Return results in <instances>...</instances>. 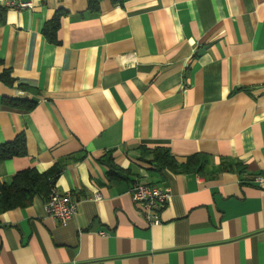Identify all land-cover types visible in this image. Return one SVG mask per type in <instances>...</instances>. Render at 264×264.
<instances>
[{"label": "crops", "instance_id": "0c3cea01", "mask_svg": "<svg viewBox=\"0 0 264 264\" xmlns=\"http://www.w3.org/2000/svg\"><path fill=\"white\" fill-rule=\"evenodd\" d=\"M31 1H0V73L13 79L0 81V143L23 132L26 145L0 160V183L58 163L53 184L76 209L62 225L35 195L1 213L0 264H264V185L251 183L264 174V0ZM56 11L53 43L42 28ZM139 146L206 164L156 173ZM134 182L169 188L159 224Z\"/></svg>", "mask_w": 264, "mask_h": 264}, {"label": "trees", "instance_id": "16d2710c", "mask_svg": "<svg viewBox=\"0 0 264 264\" xmlns=\"http://www.w3.org/2000/svg\"><path fill=\"white\" fill-rule=\"evenodd\" d=\"M98 0H91L90 5L96 7ZM116 4H121L123 0H112ZM6 8L0 7V24L4 20ZM64 12L56 11L53 17L45 22L42 33L50 42H57L56 31L59 27V20ZM0 81L7 85L13 84V79L9 76V71L4 70L0 73ZM1 102L16 108L30 110L34 107V101L20 100L14 98H1ZM139 160L146 163L149 169L156 173H162L169 169L176 172H196L202 173L206 164L204 154H193L189 156L185 163L178 164L171 155L168 148L156 147L153 149L144 146L138 147ZM26 154L25 136L23 132L17 133L14 138L6 143H0V160L10 159L12 157H21ZM108 156V173L111 176L116 175L115 166L111 163ZM61 166L58 163L52 165L47 171L39 173L34 168H26L17 171L12 175L8 182L0 183V214L17 207H25L32 202L35 195L46 197L51 185L54 183Z\"/></svg>", "mask_w": 264, "mask_h": 264}, {"label": "built area", "instance_id": "2783aa9c", "mask_svg": "<svg viewBox=\"0 0 264 264\" xmlns=\"http://www.w3.org/2000/svg\"><path fill=\"white\" fill-rule=\"evenodd\" d=\"M7 9L22 10L32 7L31 0H0ZM251 183L256 186L264 185V174L256 175ZM129 194L134 203L138 204L144 219L149 225L159 224V213L170 198L168 187L157 184L134 182L129 188ZM100 195H96L99 199ZM45 211L49 216L57 219L64 225L74 215L76 202L71 194L62 193L57 190L54 184L51 185L45 199Z\"/></svg>", "mask_w": 264, "mask_h": 264}]
</instances>
